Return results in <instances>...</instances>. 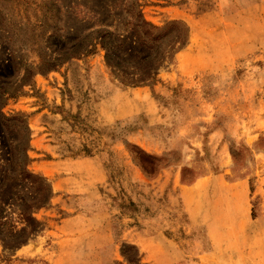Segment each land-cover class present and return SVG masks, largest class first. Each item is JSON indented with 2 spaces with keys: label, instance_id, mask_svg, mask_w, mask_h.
<instances>
[{
  "label": "rangeland",
  "instance_id": "obj_1",
  "mask_svg": "<svg viewBox=\"0 0 264 264\" xmlns=\"http://www.w3.org/2000/svg\"><path fill=\"white\" fill-rule=\"evenodd\" d=\"M0 264H264V0H0Z\"/></svg>",
  "mask_w": 264,
  "mask_h": 264
},
{
  "label": "trees",
  "instance_id": "obj_2",
  "mask_svg": "<svg viewBox=\"0 0 264 264\" xmlns=\"http://www.w3.org/2000/svg\"><path fill=\"white\" fill-rule=\"evenodd\" d=\"M136 16V18H134ZM127 25L129 27V30L132 32L133 34V38L135 40L143 41L141 44H144V40L143 39H151L153 41H158L160 39L159 36L155 35V31H158L160 28L157 26L152 25L151 23L145 21L142 16L141 13H139V11L137 12L136 15H134L131 20H129L127 22ZM171 26H167L164 29V33L162 36H164V39L167 36V39H165V42L161 43V51L163 52V55L168 54L169 57L173 54V52L171 54H169L170 52L166 51L167 49L171 50V51H175L173 48V36L172 34L170 35V28ZM109 33L107 32L106 35H108ZM184 35V34H183ZM177 38H181L180 35V31L178 34L174 35ZM119 43L121 44L122 41L119 40ZM118 48H121V45L118 44ZM149 49H152L151 47L148 46ZM108 46L104 45V50H105V63L107 65V67L111 68V69H115L117 68L118 64L114 63L113 61L114 58L111 56L112 53H110V49L108 50ZM176 52V51H175ZM174 54L171 56V58L174 57ZM147 65L146 67H150L151 62L150 61H146ZM144 76L147 78L146 80L148 81H154V79L156 78V69H150V68H145V72H144ZM123 83V82H120ZM138 159L139 161H141L144 164H148V165H153V160L154 158H152V156L146 154L143 151H139L138 150ZM142 171L147 174V175H151L154 171L153 168H147L146 166H141Z\"/></svg>",
  "mask_w": 264,
  "mask_h": 264
}]
</instances>
